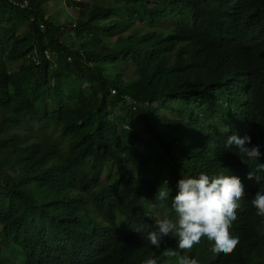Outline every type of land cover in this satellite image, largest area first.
<instances>
[{"label": "trees", "instance_id": "16d2710c", "mask_svg": "<svg viewBox=\"0 0 264 264\" xmlns=\"http://www.w3.org/2000/svg\"><path fill=\"white\" fill-rule=\"evenodd\" d=\"M13 1L0 0V264H175L164 255L174 237L147 240L155 217L180 179L221 172L245 188L230 229L239 243L214 254L205 238L181 254L264 264L251 206L264 184L247 179L264 164V0ZM242 130L258 161L225 148Z\"/></svg>", "mask_w": 264, "mask_h": 264}, {"label": "clouds", "instance_id": "9594fccd", "mask_svg": "<svg viewBox=\"0 0 264 264\" xmlns=\"http://www.w3.org/2000/svg\"><path fill=\"white\" fill-rule=\"evenodd\" d=\"M110 95L115 98L117 90L111 89ZM124 99L130 107L136 109L135 101L127 96ZM224 107L228 108V105ZM232 114L235 118L238 111ZM193 119L194 122L203 121V113H195ZM198 125L205 126L204 122ZM247 134L248 132L242 130L239 136L233 134L228 137L225 148H235L248 160L258 161L261 156L259 146L248 147L251 138ZM154 170L148 168L141 174V178L148 180L146 175L151 176ZM247 179L254 180L256 184H264V164L257 163L256 167L248 172ZM177 189L176 195L171 198L170 210L165 211L163 219H155L156 230H151L147 235L150 244L159 248L163 237L169 235L174 237L178 250H166L164 255L175 258L176 264H199L197 259L181 253L191 252L205 238L212 245L210 248L212 253L224 255L233 253L239 240L232 235L230 229L237 219V210L241 206L240 201L245 196V188L241 179L235 175H225L223 172L211 177L201 173L198 178L180 179L177 182ZM170 193L168 180H165L157 189L155 199L163 206L164 202L169 200ZM251 206L255 210L254 215L264 223V187L258 190L251 199ZM152 208H157V204H152ZM130 228L136 232L142 231L135 225ZM143 264H158V261L155 258H147Z\"/></svg>", "mask_w": 264, "mask_h": 264}, {"label": "rangeland", "instance_id": "374dc122", "mask_svg": "<svg viewBox=\"0 0 264 264\" xmlns=\"http://www.w3.org/2000/svg\"><path fill=\"white\" fill-rule=\"evenodd\" d=\"M59 1H61V0H59ZM57 5H58V3L56 1H50L48 3V5H47L48 14H51L54 11V16H55L56 15V10H57ZM61 7H62V11H64V13H67V11L71 15H74L76 13L72 8L66 7V5H63V3L61 5ZM63 15L65 16V14H63ZM64 16L62 17V21H61L62 23H64ZM15 70L17 71L18 70V67H16ZM116 124L118 125V127H119L120 130H125L124 131V135H125L126 138L129 137L130 140H134L133 135H135L137 133V132L135 133V131H136L135 129H133V128H129L128 129V127L126 125H124L123 120H121V119L116 120ZM155 175H156V172H155ZM146 177H148V175H146ZM161 180H162V183H161L160 186H158V188H160L162 186L163 182L165 180H167V177H166L165 174H162L161 175ZM156 219H161V218H159V216H157ZM153 255L154 256H158L156 254H150V256H153ZM9 260L12 261V258H9ZM172 263L173 262L171 260L170 261H167V264H172ZM174 263L176 264V260L174 261ZM163 264H166V263H163Z\"/></svg>", "mask_w": 264, "mask_h": 264}, {"label": "built area", "instance_id": "2783aa9c", "mask_svg": "<svg viewBox=\"0 0 264 264\" xmlns=\"http://www.w3.org/2000/svg\"><path fill=\"white\" fill-rule=\"evenodd\" d=\"M14 5L22 8V9H25L28 7V1L27 0H16V1H13ZM114 92V91H113Z\"/></svg>", "mask_w": 264, "mask_h": 264}]
</instances>
